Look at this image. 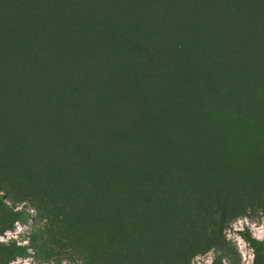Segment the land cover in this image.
I'll use <instances>...</instances> for the list:
<instances>
[{
  "label": "rangeland",
  "instance_id": "1",
  "mask_svg": "<svg viewBox=\"0 0 264 264\" xmlns=\"http://www.w3.org/2000/svg\"><path fill=\"white\" fill-rule=\"evenodd\" d=\"M249 262L264 0H0V264Z\"/></svg>",
  "mask_w": 264,
  "mask_h": 264
},
{
  "label": "trees",
  "instance_id": "2",
  "mask_svg": "<svg viewBox=\"0 0 264 264\" xmlns=\"http://www.w3.org/2000/svg\"><path fill=\"white\" fill-rule=\"evenodd\" d=\"M90 86H91V84H90V81H89L88 79H84V80L82 81V92L80 93L81 96H82V93H83V92H86L87 88L90 87ZM80 91H81V90H80ZM81 96H80V97H81ZM67 98H68V97H67ZM71 98L73 99V102H74V99L76 98V96H72ZM71 98L68 99V100L70 101ZM79 99H80V98L77 99V102H78L77 105H75V104L72 102V104L70 103V106H71V107H73V106H75V107H76V106L80 107L81 104L79 103V102H80ZM99 121H100V120H99Z\"/></svg>",
  "mask_w": 264,
  "mask_h": 264
},
{
  "label": "clouds",
  "instance_id": "3",
  "mask_svg": "<svg viewBox=\"0 0 264 264\" xmlns=\"http://www.w3.org/2000/svg\"><path fill=\"white\" fill-rule=\"evenodd\" d=\"M249 264H250V262H249Z\"/></svg>",
  "mask_w": 264,
  "mask_h": 264
}]
</instances>
